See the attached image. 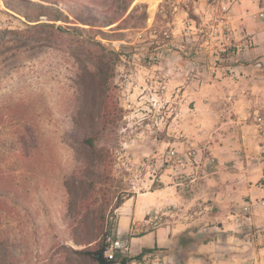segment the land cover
<instances>
[{
    "label": "rangeland",
    "instance_id": "1",
    "mask_svg": "<svg viewBox=\"0 0 264 264\" xmlns=\"http://www.w3.org/2000/svg\"><path fill=\"white\" fill-rule=\"evenodd\" d=\"M28 1L44 7L28 11L46 12L43 22L58 9L68 20L33 32L20 50L0 46V185L19 198L0 211V264H96L76 251L126 238L119 264L146 248L132 237L173 221L178 246L216 235L222 252L264 249V207L251 225L233 222L264 195L233 206L224 233L214 219L233 182L225 175L244 169L254 180L259 162L264 172V0H161L155 12L152 0H135L128 12L145 6L143 28L132 27L141 7L125 29L101 28L109 36L74 27L122 0ZM21 21L0 0V29ZM167 185L126 235L117 232L127 198ZM148 249L127 264H161V250Z\"/></svg>",
    "mask_w": 264,
    "mask_h": 264
},
{
    "label": "crops",
    "instance_id": "2",
    "mask_svg": "<svg viewBox=\"0 0 264 264\" xmlns=\"http://www.w3.org/2000/svg\"><path fill=\"white\" fill-rule=\"evenodd\" d=\"M262 150L264 151V143ZM261 165L262 163L259 162L254 167L255 170H251L254 174V180H250L249 173L245 172L244 169L225 175L226 179L233 182L225 184V189L222 188L217 196V198H221V203L216 206L218 211L217 217H214V219L217 221L219 231L224 233L227 229H230L229 219L233 206L248 198L264 195L261 185L256 186L251 182L261 180L264 184V172L260 171ZM171 188L173 186L168 187L167 185L165 189L158 187L138 196L127 198L117 209L119 213L117 232L126 235L132 229V226L148 211L147 209L151 208V203H160L159 197L164 195L166 191H172ZM176 222L173 221L167 226L155 227L141 236L132 237L131 240L135 241L136 245L141 248L156 247L160 249L162 252L161 264H259V260L264 257V249H254L249 252L244 250L231 253L228 251L222 252L217 247L224 241V236L221 238L216 235H207L203 242H200L199 236H196L197 241H193L190 245L186 247L178 246L175 243V235L182 231V226L176 224ZM168 223L170 222L168 221ZM261 263L264 264V262Z\"/></svg>",
    "mask_w": 264,
    "mask_h": 264
},
{
    "label": "trees",
    "instance_id": "3",
    "mask_svg": "<svg viewBox=\"0 0 264 264\" xmlns=\"http://www.w3.org/2000/svg\"><path fill=\"white\" fill-rule=\"evenodd\" d=\"M3 4L5 6V9L13 12L17 16L22 17L24 21H21V23L25 26L24 28H16V29H0V34L3 38L0 46L4 47L9 44L12 46L14 45L15 48L20 50L22 47L26 46L29 42L30 35L33 34V32L40 30V29H54L60 30V26L55 27L54 22L56 21H62V19L68 20V16L62 14L60 9L56 10L58 11V14L55 16V19H46L47 21H41L40 17H46L48 18V14H45L46 12H40L37 16H31L28 11L30 10L31 6H38L41 9H44L41 5H35L33 2L28 0H2ZM135 0H122L121 3L115 8V10H111V13H106L102 16H96L95 14L88 13L84 18H80L81 26H76L74 29L79 32H89L94 31L97 34H101L103 36H109L114 35L115 33L108 34L101 30V28L110 27L108 30L111 32L125 29L123 26H126L137 14L138 10H140L141 7H144V10L141 14H139V17L137 18L138 22H136L135 26H132L133 28H143L142 26L137 25H143V22L146 20V10L145 6L136 5L133 9H131L130 12H128L129 7ZM139 1H146L149 4V0H139ZM111 7V6H110ZM111 9V8H110ZM54 17V16H53ZM36 18V20H35ZM91 19V20H87ZM51 21V23L49 22ZM90 21V22H87ZM65 22V21H64ZM140 22V23H139ZM83 26V27H82ZM84 26H88V28H84ZM5 35L11 36L8 40L4 39ZM98 45H101L99 41H96ZM99 71L104 75V70L99 68ZM4 179L2 175H0V180ZM9 198L10 201L14 204L18 203V196L17 193H15L10 186L6 184L0 185V211H5L3 208V203H5V200ZM11 208L7 209V212L10 213ZM194 240H191V243ZM183 242V241H181ZM1 246V245H0ZM106 244L104 242H101L97 249L90 250L88 248L76 251V253L90 257L96 264H115V262L108 261L104 258L103 252L106 248ZM152 250L148 248H144L140 255H138L135 258H124L119 264H127L131 261L137 260L140 261L142 256L151 253Z\"/></svg>",
    "mask_w": 264,
    "mask_h": 264
},
{
    "label": "built area",
    "instance_id": "4",
    "mask_svg": "<svg viewBox=\"0 0 264 264\" xmlns=\"http://www.w3.org/2000/svg\"><path fill=\"white\" fill-rule=\"evenodd\" d=\"M169 158H174L176 156L175 151H170L167 155ZM181 160H179L180 162ZM262 206L264 207V199H262L260 202L250 201L247 202L245 206L242 207L241 212L242 214H236L233 217V222L236 225H246V224H252L255 220L252 210H254L256 207ZM157 219V218H155ZM128 247V241L126 238H117L116 240L109 241L108 245L104 249L103 256L105 259L111 262H115L117 260V255L124 256V253L127 251Z\"/></svg>",
    "mask_w": 264,
    "mask_h": 264
},
{
    "label": "bare ground",
    "instance_id": "5",
    "mask_svg": "<svg viewBox=\"0 0 264 264\" xmlns=\"http://www.w3.org/2000/svg\"><path fill=\"white\" fill-rule=\"evenodd\" d=\"M160 2L161 0H152L150 4V12H155V8L157 7V4Z\"/></svg>",
    "mask_w": 264,
    "mask_h": 264
}]
</instances>
